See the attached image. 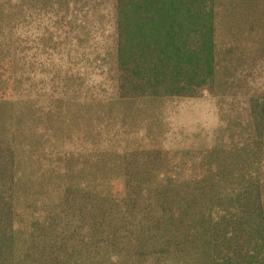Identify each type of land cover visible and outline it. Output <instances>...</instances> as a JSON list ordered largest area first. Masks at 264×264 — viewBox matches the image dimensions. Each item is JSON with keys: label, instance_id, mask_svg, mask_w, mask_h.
Wrapping results in <instances>:
<instances>
[{"label": "rangeland", "instance_id": "obj_1", "mask_svg": "<svg viewBox=\"0 0 264 264\" xmlns=\"http://www.w3.org/2000/svg\"><path fill=\"white\" fill-rule=\"evenodd\" d=\"M6 7L30 16L8 22ZM0 9V37L12 25L18 38L0 58V97L20 94L44 130L29 137L39 167L23 153V116L0 115V226L17 233L15 264H136L183 202L216 214L252 178L264 197V0H222L213 73L189 89L126 64L115 0Z\"/></svg>", "mask_w": 264, "mask_h": 264}, {"label": "trees", "instance_id": "obj_2", "mask_svg": "<svg viewBox=\"0 0 264 264\" xmlns=\"http://www.w3.org/2000/svg\"><path fill=\"white\" fill-rule=\"evenodd\" d=\"M222 0H115L121 55L141 73L172 76L193 88L213 73L216 9ZM256 178L216 214L191 201L157 224L136 264H264V197ZM198 208V206H200ZM11 227V225H10ZM0 226V264H15L14 229ZM152 239V240H151Z\"/></svg>", "mask_w": 264, "mask_h": 264}, {"label": "bare ground", "instance_id": "obj_3", "mask_svg": "<svg viewBox=\"0 0 264 264\" xmlns=\"http://www.w3.org/2000/svg\"><path fill=\"white\" fill-rule=\"evenodd\" d=\"M29 8V7H28ZM1 10V9H0ZM13 9L10 8V7H6L3 9V13H5V15L7 16V21L8 22H13L15 19L19 18V17H23V16H30V11L29 9L27 8H22V9H19L18 13H14L12 11ZM2 11V10H1ZM34 11V10H33ZM4 16V15H3ZM36 16V15H35ZM24 19V17H23ZM15 24V23H14ZM1 25V24H0ZM3 26V24L1 25ZM12 26V25H11ZM11 26L8 28V30L6 31L5 30V35L4 36H1L0 37V44H3L5 48L8 49V51H6V49H1L0 50V58L2 57H6L8 56L9 58L11 56H9L8 54H5L4 52H9L10 51V47H12V43H17V40L18 38H13V36L11 35ZM15 26V25H14ZM1 29V28H0ZM24 29V28H23ZM21 30V29H20ZM3 34V33H2ZM7 41H10V42H7ZM26 44V43H25ZM11 52V51H10ZM39 57V55H37ZM11 59V58H10ZM22 60H24L23 56H22ZM15 63L18 65V62H17V59L15 60ZM234 67V66H233ZM35 74V73H34ZM34 76V75H33ZM18 79V86H19V90H23L25 88H27L29 86V74H24L22 73L21 76ZM32 79V78H31ZM31 83V82H30ZM247 88V87H246ZM250 88V87H249ZM255 89V88H254ZM228 99V98H227ZM227 101V100H226ZM240 102V101H239ZM177 103V101H176ZM91 104V103H90ZM174 104V103H173ZM240 104V103H238ZM24 105H27L26 102H24L22 99H21V96L20 94H17V95H14V96H11V97H0V115H8L10 114L7 118H5L3 121L4 122H10L11 120H13L15 117L17 116H23V121L22 123L19 125V127H17V129H20L22 130V133L24 135V137L26 138L25 141H27V144L25 145L26 147L24 148V151L23 153L26 155V158L33 162H35L36 165H38L39 167H42V164L40 162H38L33 155L31 154H28V149L30 148H37V147H40L41 145H32L30 142H29V137H30V134L31 133H34L36 132L38 134V136L40 137L41 134L43 133L44 130H41L38 128V126H33L31 123H32V120H33V114H32V109H29L28 106L27 108H21V106H24ZM233 105V104H232ZM161 106V105H160ZM161 110V109H160ZM12 111V113H11ZM150 113V112H149ZM160 113V112H159ZM230 114V113H229ZM97 115H105V111L103 108H100V110H98L96 113H95V116ZM156 115V114H155ZM222 115V114H221ZM220 117V116H219ZM25 118V119H24ZM208 118V117H207ZM35 119V118H34ZM2 121V123H3ZM129 121V120H128ZM236 122V121H235ZM240 122V121H239ZM250 122V121H249ZM2 123L0 125V133L2 132ZM16 123V121H15ZM160 123V122H159ZM6 124V123H4ZM13 124V122H12ZM166 124V122H165ZM168 124V123H167ZM164 125V124H163ZM142 126V125H141ZM166 126V125H165ZM4 127V126H3ZM109 128V127H108ZM140 128V127H139ZM149 129V127H148ZM173 129V128H172ZM5 130H6V127H5ZM4 130V131H5ZM99 130V129H98ZM135 130V129H134ZM7 131V130H6ZM5 131V133H6ZM151 132V131H150ZM178 132V131H177ZM181 132V131H180ZM194 132V131H193ZM146 134V133H144ZM143 134V135H144ZM198 134V133H197ZM150 135V134H149ZM176 135V134H175ZM236 135V134H235ZM253 135V134H252ZM62 136V135H61ZM137 136V135H136ZM135 136V138H136ZM147 136V135H146ZM186 136V135H185ZM139 137V136H138ZM24 138V139H25ZM35 138V137H34ZM153 138V137H152ZM169 138V137H168ZM6 139V137H5ZM19 139V138H18ZM17 139V140H18ZM64 139V138H63ZM139 139V138H138ZM150 139V138H149ZM7 141V140H6ZM54 141V140H53ZM116 142V140H114ZM141 141V140H140ZM144 141V140H143ZM156 141V140H155ZM61 142V140H57L55 141L54 145L55 147H57L59 149V143ZM68 142V141H67ZM137 142V141H136ZM154 142V141H153ZM63 143V142H62ZM140 143V142H139ZM152 143V142H151ZM156 143V142H155ZM136 144V143H135ZM138 144V143H137ZM148 143H146L147 145ZM163 145V144H162ZM21 146V145H19ZM108 146L110 147H113L114 144L113 143H108ZM142 146V145H141ZM157 146V145H156ZM167 147V146H166ZM19 149V148H18ZM95 149V148H94ZM215 149V148H214ZM168 150V149H167ZM171 150V149H170ZM263 151V150H262ZM93 152V151H92ZM89 153V152H88ZM33 158V160H32ZM27 161V160H26ZM32 164V163H31ZM94 165V164H93ZM28 166V165H27ZM37 167V166H36ZM25 168V167H24ZM33 168V167H32ZM39 169V168H38ZM45 171V170H44ZM31 172V171H30ZM47 172V171H46ZM173 173V172H172ZM38 174V173H37ZM46 174V173H45ZM48 174V173H47ZM49 175V174H48ZM43 177V176H42ZM25 178V177H23ZM29 178V177H28ZM33 179V178H32ZM28 181V180H27ZM41 181V180H40ZM180 182V181H179ZM165 185V184H164Z\"/></svg>", "mask_w": 264, "mask_h": 264}]
</instances>
